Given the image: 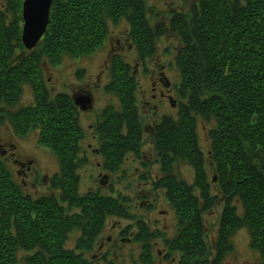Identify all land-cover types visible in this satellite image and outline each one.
Wrapping results in <instances>:
<instances>
[{
  "label": "trees",
  "instance_id": "obj_1",
  "mask_svg": "<svg viewBox=\"0 0 264 264\" xmlns=\"http://www.w3.org/2000/svg\"><path fill=\"white\" fill-rule=\"evenodd\" d=\"M22 1L0 0V121L6 119L17 136L36 131L59 166L48 179L50 190L24 195L9 161L0 157V264H83V252L92 249L108 217L133 218L125 195L79 190L78 168L86 161L77 107L64 92L52 95L43 76L44 64L57 66L65 56L101 48L108 24L121 20L140 61L154 55L166 30L178 41L179 115L154 127L152 147L162 175L152 178L146 168L141 177L163 191L175 210L177 234L166 241L173 256L179 264H220L233 248L231 234L244 225L264 264V0H180L189 6L171 5L165 23L160 18L155 24L152 16L161 11L148 0H53L49 24L29 50L21 40ZM110 62L104 90L118 106L111 100L93 126L102 139L103 168L117 172L127 154L141 156L142 119L135 67L121 52ZM24 85L32 88L33 102L16 108ZM198 118L211 124L206 156L198 145ZM181 162L192 167L193 183L179 178ZM219 204L216 242L209 247L202 213ZM136 223L146 244L151 233L141 220ZM73 230L79 235L67 248Z\"/></svg>",
  "mask_w": 264,
  "mask_h": 264
},
{
  "label": "rangeland",
  "instance_id": "obj_2",
  "mask_svg": "<svg viewBox=\"0 0 264 264\" xmlns=\"http://www.w3.org/2000/svg\"><path fill=\"white\" fill-rule=\"evenodd\" d=\"M148 3L157 7V9L161 11L160 17L153 14L152 24H155L160 18L162 22L165 23V19H167L168 16L167 10L170 9L171 5L175 6L177 9H184L189 6V2L180 3V0H148ZM127 30V23L125 20H121L114 24L110 22L108 24V35L101 48L95 50L94 53L88 56L80 58L65 56L57 66L44 64L43 76H45L46 86L50 89L52 95L58 92H64L69 96H72L74 92L83 94L87 91L90 92L92 96V107L89 108L90 110H81L79 105L75 104L79 111L77 113L78 123L84 133L80 142V150L81 153H86V158L82 156L86 162L78 168L80 182L79 190L81 192L93 190L113 196L118 194L125 195L128 197L126 206L133 217H108L105 220L103 231L113 233V226H120L121 228L129 227V229L132 230L131 225H134V222L137 220H141L148 227V231L156 234L155 238L168 237L170 239V237L173 238L175 236V228L178 223L176 221L175 210L170 205L163 191L152 190L144 182L145 179L141 178L146 176L147 173V167L142 163L146 165L149 164L148 157H150L149 153H151L152 149L151 140L153 136L150 132H146L145 129L147 128L146 124L150 123L152 118H150L151 114L146 112L143 107V100L146 98L150 89L148 79L154 72L152 68H158L159 65L164 64V71L168 80L173 85L180 82L179 73L176 70L174 63V55L177 50L176 47L178 41L176 38L172 37V34L169 31L166 30L165 34L161 35L158 40H156L157 50L154 55L148 58V66L145 67V73L141 72L138 74L139 88L136 92V102L141 115V126L143 129L140 158L132 156V153V155L127 154L124 157L120 169H118L117 172H112L103 168L102 156H97V153L93 151V148L98 146V144L91 138L93 131H95L93 124L96 121L97 113L105 108V104H107L108 101H111L110 97L115 99V97L105 91L104 88H101V86L104 87V84L109 80V76H106V73L102 70L107 59H109L108 55L111 54V46L114 45V47L116 46L119 48V51L123 55V59L126 62H130L134 67L136 66L135 51H133L127 42L121 43L120 46L116 45V39L119 38L123 41V35ZM121 46L123 47L120 48ZM170 60H173V64L168 66ZM78 70L81 71L80 74L77 73ZM23 88L20 101L18 105L15 106L16 108L30 105L33 102L32 88L28 85H24ZM172 110L173 109L165 108L159 112L165 111L166 114H172ZM210 126V123L204 122L201 118L196 120L198 145L205 156L210 146L207 133ZM2 137L9 140L8 144L1 147L6 150L8 161L12 152L21 154L23 157L33 160L31 171L35 172L37 170L39 173L41 179L39 182L40 185L35 186L34 188L29 185L27 181V186H23L24 192L29 191L36 196V194H45L50 190L46 183L50 176L56 174L59 165L52 151L39 145L37 141V132L33 131L26 135L17 136L15 132H12L9 122L5 119L0 121V138ZM12 143L15 147L11 149L9 148V145ZM1 148L0 150H2ZM8 164L10 165L9 167L15 168L10 161ZM24 166V169H26L27 164ZM154 167L151 166V169L153 168L152 172L156 170ZM177 167L179 178L190 184L194 182V172L188 163L181 162ZM12 173L14 179L18 183L24 178L28 180L27 176L25 177L22 173H15L14 169H12ZM221 207L222 204L215 205L211 207L209 211L202 213L205 231L204 236L209 247H213L216 242L215 240L220 220L219 216L222 210ZM77 235H79L77 230L71 231L68 235L69 238L65 247L70 248V246H74ZM249 238V230L244 225L237 228L230 237L233 248L231 251H227L222 255L220 264H259V253L257 250H253L250 247ZM151 239H154V237ZM161 242H163V240H161ZM157 247V251H161V253L163 252V248L166 249L163 244H159ZM16 264H23V262L18 259Z\"/></svg>",
  "mask_w": 264,
  "mask_h": 264
},
{
  "label": "flooded vegetation",
  "instance_id": "obj_3",
  "mask_svg": "<svg viewBox=\"0 0 264 264\" xmlns=\"http://www.w3.org/2000/svg\"><path fill=\"white\" fill-rule=\"evenodd\" d=\"M123 37H124L123 40L124 42L121 41L119 38H117L116 45L120 46L121 43L127 42V44L133 49V51H135L136 69L133 72H134L135 82L138 84V88H139L138 74L141 72L145 73L144 71H145V67L148 66L149 57L143 61H140L139 54L137 50H135V48L133 47L131 41L126 37L125 34L123 35ZM122 47L123 46H121L120 48ZM110 49H111L110 50L111 54L108 55L109 59H107V62L102 70L104 73H106V76H109V78H110L109 67L111 63L110 62L111 56L115 53L120 52L118 51L119 48H117L116 46L114 47V45H112ZM172 64H173V60H170L168 66ZM164 67L165 65L161 64L159 65L158 68L155 67L156 69L152 68L154 72L151 75V77H149L148 79L150 83V89L146 95V98H144L143 100V104H144L143 107L145 108L146 112L151 114L150 118H152L151 122L146 124L147 128H145L146 132L148 133L150 132L151 135H153L154 127L156 126V124L160 123L164 118L169 117L173 119V123H174V120H176L179 115L178 112L181 106V102L178 101L179 100L178 87L176 85H173L168 80L166 73L164 71ZM104 85H105L104 87L101 86L102 89L103 88L105 89L106 84ZM78 95H83V96L87 95L92 100V96L90 92L85 91V93L83 94L74 92V94L70 96L72 98L74 105H75L74 97H77ZM110 99L113 101L114 105L118 106V100L116 97L115 99L113 97H110ZM107 104H105L106 105L105 107H107ZM165 108L173 109L172 110L173 113L166 114L165 111L159 112L160 110H163ZM138 115H140L139 108H138ZM96 122L97 121H95L94 123ZM142 135H143V129H142ZM91 138L98 144L96 148H93V151L97 153V156L98 155L102 156L100 149L101 146L100 144L102 139L100 138L97 129L93 131ZM3 139H4L3 137L0 138V148L8 144L9 140H6V138L4 140ZM152 141L153 138L151 140V143ZM0 155L1 158L5 157L6 159H8L6 157L7 153L4 148L0 151ZM81 156H84L86 158V153L85 152L81 153ZM132 156L137 157L134 154ZM149 156H150L148 157L149 166L144 163L142 164L147 168H149L150 171L149 173H151L152 178L158 177L159 175L161 176L162 174H161L160 163L156 161L157 157H155V152L153 147L151 149V153H149ZM9 161L12 164V166L15 167L12 168L14 169L15 173L17 174L22 173L24 174L25 177L27 176L28 180L24 178L21 180V182H19V184L21 183L22 186L25 185L27 186V181H28V184L34 188L35 186L40 185L39 182L41 181V179L39 177L38 171L37 170L35 172L31 171L33 160L27 159L23 157L21 154L12 152ZM25 164H27L26 166L27 170L24 169ZM151 166L152 167L155 166L154 169L156 168V170L152 172L153 168L151 169ZM46 184L48 185V182ZM28 194L33 195L32 192L29 191L24 192V195H28ZM131 228L132 230L128 228H121L120 226L119 227L113 226V230H114L113 233L104 232L102 228L101 232L98 234L97 238L93 242L92 249L83 252V255L85 256L84 258H86L85 263L83 264H179L178 258L173 256L171 247H169L168 244L166 243L167 239H169L168 237L155 238L156 234L150 232L151 236L147 241V243L144 244L142 240L138 239V236H140L138 233L140 231L138 223L134 222V225H131ZM177 229H178V223H177V227L175 228V235L177 234ZM152 237H154V239H151ZM161 240H163V242H161ZM159 244L160 245L163 244L166 247V249L163 248L162 253L161 251H157L158 249L157 245Z\"/></svg>",
  "mask_w": 264,
  "mask_h": 264
},
{
  "label": "water",
  "instance_id": "obj_4",
  "mask_svg": "<svg viewBox=\"0 0 264 264\" xmlns=\"http://www.w3.org/2000/svg\"><path fill=\"white\" fill-rule=\"evenodd\" d=\"M53 0H23L21 40L26 49L33 48L44 34L49 24L50 7ZM74 103L81 110L91 108V98L87 95L74 97Z\"/></svg>",
  "mask_w": 264,
  "mask_h": 264
}]
</instances>
